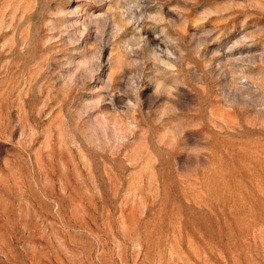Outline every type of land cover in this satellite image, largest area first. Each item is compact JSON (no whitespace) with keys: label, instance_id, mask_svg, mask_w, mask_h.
Wrapping results in <instances>:
<instances>
[{"label":"rangeland","instance_id":"rangeland-1","mask_svg":"<svg viewBox=\"0 0 264 264\" xmlns=\"http://www.w3.org/2000/svg\"><path fill=\"white\" fill-rule=\"evenodd\" d=\"M0 264H264V0H0Z\"/></svg>","mask_w":264,"mask_h":264}]
</instances>
